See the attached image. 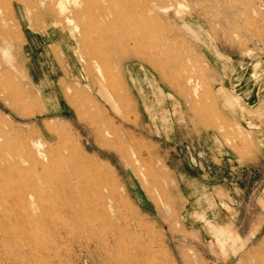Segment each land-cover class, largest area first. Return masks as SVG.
Instances as JSON below:
<instances>
[{
    "label": "rangeland",
    "instance_id": "374dc122",
    "mask_svg": "<svg viewBox=\"0 0 264 264\" xmlns=\"http://www.w3.org/2000/svg\"><path fill=\"white\" fill-rule=\"evenodd\" d=\"M133 2L161 68L94 56L125 2L0 0V264H264V0Z\"/></svg>",
    "mask_w": 264,
    "mask_h": 264
},
{
    "label": "bare ground",
    "instance_id": "6f19581e",
    "mask_svg": "<svg viewBox=\"0 0 264 264\" xmlns=\"http://www.w3.org/2000/svg\"><path fill=\"white\" fill-rule=\"evenodd\" d=\"M88 1V0H87ZM111 1V0H110ZM115 1H117V3H120V4H122V3H124L125 2V9L126 10H124L123 8V12H121L122 11V9L120 10V12L119 11H117V12H119V17L121 16V17H123L125 14V17H123V20L125 21H123L122 19H121V17H120V19L123 21V23H121L120 24V28H119V30L117 31V32H115L116 30H114V29H112L113 30V32L111 33V30L108 28V24L105 26V24H103V23H96L97 21H95L96 19H97V13L95 12V10L94 11H92L91 9H90V7H88L87 6V8L84 10V13L91 19V24H92V27H94V28H92V32H96V41L94 42V44H93V54H94V56L95 57H98L100 54H102V53H100L101 51H103L102 50V48H103V46L101 47V46H97L100 42H101V40H105V38H106V40L105 41H107V40H109V39H111L112 41H114V44L112 45V46H114L113 48H117L118 46L116 45V44H118L119 45V43L121 44V42L120 41H122L121 39H125L126 41H128V43H130V44H132L133 42L132 41H134V40H136L137 42L139 41V40H141L142 41V43H140V47H143V53L148 57L147 59L150 61V63L155 67V68H161V66H163L159 61V59L157 60V61H155L150 55H149V51H150V48H152L151 46H152V42L150 41L152 38H154V37H156V38H161V39H164L165 40V34H166V32L164 31V29L162 28V26L159 24V20H158V18H159V16L157 15H155V16H152V17H149L148 15H147V11L150 9V6L151 5H153V4H151V3H145L144 4V11H142V12H133L132 10H131V8L135 5V3L133 2L132 3V1L133 0H128V1H124V0H115ZM155 2L154 3H157L158 2V0H154ZM90 2V1H89ZM116 3V4H117ZM109 4V6L111 5L110 4V2L108 3ZM96 6L95 7H97V9H98V14L101 16V17H103V18H105L107 15H108V12L107 11H105L104 9H103V7L102 6H100L99 5V3L98 2H96V4H95ZM119 5V4H118ZM104 6V5H103ZM143 6V5H142ZM112 7V6H111ZM139 7V6H138ZM140 8V7H139ZM153 8H155V7H153V6H151V9H153ZM134 9V8H133ZM143 9H141V10H143ZM110 10H111V8H110ZM113 10V9H112ZM135 10V9H134ZM140 10V9H139ZM137 11V10H136ZM114 12H116L115 10H113V13L112 14H114L113 16H115V13ZM117 15H118V13H117ZM118 17V16H117ZM114 19H116V16H115V18ZM113 20V19H112ZM110 21V20H109ZM100 22V21H99ZM104 22V21H103ZM108 22V21H107ZM106 22V23H107ZM110 23H112V22H110ZM117 23V22H116ZM118 23H119V20H118ZM117 23V24H118ZM123 24H126V26L125 25H123ZM82 28H84L85 29V27L84 26H82V25H80ZM112 26V25H111ZM80 28V27H79ZM167 29V28H166ZM165 29V30H166ZM169 37V36H168ZM86 39V38H85ZM87 40H88V42L89 43H92V40H91V36L89 37L88 36V38H87ZM110 40V41H111ZM100 41V42H99ZM99 42V43H98ZM140 42V41H139ZM170 42V41H169ZM98 43V44H97ZM110 43V42H109ZM112 43V42H111ZM172 44V43H171ZM101 45V44H100ZM106 45H107V43H106ZM110 45V44H109ZM108 45V46H109ZM120 46V45H119ZM122 46V45H121ZM127 46H128V44H127ZM127 46H125V48L127 47ZM123 47H124V45H123ZM150 47V48H149ZM169 47V46H168ZM112 48V49H113ZM129 48V47H128ZM110 49V48H109ZM118 49V48H117ZM117 49H115V50H117ZM127 49V48H126ZM123 50H124V48H123ZM128 50V49H127ZM110 51V50H109ZM114 51V50H113ZM118 51V53H119V51L120 50H117ZM122 51V50H121ZM126 51V50H125ZM124 51V52H125ZM172 51V50H171ZM115 52V51H114ZM132 52V51H131ZM106 52H104L103 54H105ZM117 53V52H116ZM150 53H151V51H150ZM93 54H91V55H93ZM151 54H153V53H151ZM156 54V53H155ZM172 54H174V55H176L175 53H172ZM87 55V54H86ZM129 55H130V53H129ZM87 57H88V55H87ZM119 57H121V56H119ZM123 59V58H122ZM118 60H119V58H118ZM119 62V61H118ZM189 78V77H188ZM186 80H187V78H186ZM189 80H192L191 78L189 79ZM197 88V87H196ZM195 91V90H194ZM196 92H197V89H196ZM196 96V95H195ZM75 162L74 161H70L68 164L69 165H71V164H74ZM74 165H76V164H74ZM77 169V168H76ZM80 169V168H79ZM78 169V170H79ZM80 173V172H79ZM75 176V175H74ZM76 177V176H75ZM99 180V179H98ZM101 183V182H100ZM101 185V184H100ZM70 186V185H69ZM72 188V187H71ZM68 190V189H67ZM73 191V190H72ZM114 191V190H113ZM111 195V194H110ZM72 196H75V195H73V193L71 192V196L70 197H72ZM75 200H76V196H75V198H74ZM111 199V198H110ZM84 223H85V226L87 227V226H89L90 224H93V222L89 219V218H87L86 219V221H84Z\"/></svg>",
    "mask_w": 264,
    "mask_h": 264
},
{
    "label": "crops",
    "instance_id": "0c3cea01",
    "mask_svg": "<svg viewBox=\"0 0 264 264\" xmlns=\"http://www.w3.org/2000/svg\"><path fill=\"white\" fill-rule=\"evenodd\" d=\"M37 43H32L33 47L36 45ZM63 48V50L65 51V54L68 55V45L62 44L61 46ZM47 65V66H46ZM46 65L41 66L37 60H35L34 65L31 64V69H32V73L34 75H36L37 79H41L44 73H48L51 75H57L62 73V75H67L66 73V69L64 68L65 66L67 67V70L71 73L74 74V68L70 62L69 59H64V62L55 57V62L53 64L48 63ZM50 66H52L53 68H50ZM37 67H39V70L37 69Z\"/></svg>",
    "mask_w": 264,
    "mask_h": 264
}]
</instances>
